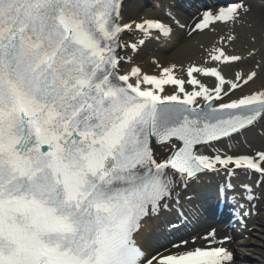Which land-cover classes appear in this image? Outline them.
<instances>
[{
	"label": "snow or ice",
	"instance_id": "obj_1",
	"mask_svg": "<svg viewBox=\"0 0 264 264\" xmlns=\"http://www.w3.org/2000/svg\"><path fill=\"white\" fill-rule=\"evenodd\" d=\"M250 11L235 0L204 11L192 31L235 24ZM125 30L160 39L173 27L157 18L124 23L122 0H0V264L233 260L212 243L214 232L207 247L182 241L183 251L163 254L135 237L181 183L221 168L264 175V151L210 156L197 148L264 119V90L211 103L257 73L227 80L219 66L193 64L185 80L172 64L158 75L139 66L119 74L117 49L145 44H121ZM209 59L229 67L243 58L215 47ZM194 74L214 77L215 87ZM165 86L175 92L163 94ZM153 137L171 145L165 158L156 157Z\"/></svg>",
	"mask_w": 264,
	"mask_h": 264
},
{
	"label": "bare ground",
	"instance_id": "obj_2",
	"mask_svg": "<svg viewBox=\"0 0 264 264\" xmlns=\"http://www.w3.org/2000/svg\"><path fill=\"white\" fill-rule=\"evenodd\" d=\"M221 0L218 3L211 4L207 1L205 6L203 2L197 1L195 4L193 0H182V2H175L177 6L184 8L181 11L182 16L176 17L174 3L168 0H151V3L148 7H143L141 0H122L123 2V22L131 23L133 21L139 22L142 18H157L161 19L165 23H169L173 27V32L170 37H161L160 39L155 38V33L152 37H144L143 33L137 31H128L121 35V44L125 42L134 43L138 42L139 39H145L144 45H138L136 51H133L131 48H118L117 51L122 57L120 63L118 64L119 74H125L130 71L132 66H139L142 72L150 75H158L160 67L170 66L172 64L176 65L175 73L178 78L184 79V72L188 66L192 65V60H195L200 64V59L206 60L209 58V54L213 49H206L202 44L205 38H218L223 32L229 35L231 31V24L217 22L211 25L209 28L202 30L192 31L195 27V23L199 22L202 18V13L204 11H216L222 7H227L235 0ZM243 2L250 6L251 11L248 12L249 17L256 16L259 10H261L262 0H243ZM191 5V6H190ZM179 21L180 24H183L184 27L181 29L175 22ZM240 24H247V22ZM247 26H249L247 24ZM240 27H244L241 25ZM221 33V34H217ZM229 37V36H228ZM221 38H225L221 37ZM220 38V39H221ZM208 40V39H207ZM219 47V46H218ZM171 50V51H170ZM254 49H246L239 52V54L232 53L234 55H239L243 59L240 61L242 67L233 69L232 73L224 72V68L221 70L222 75H224L227 80H234L236 73H240L245 79L247 75L251 72L249 71L248 61L251 60ZM203 62V61H201ZM217 66V64H215ZM214 63H206L205 66H215ZM201 66V67H202ZM221 66V65H219ZM185 67V68H184ZM263 67V68H262ZM260 67V71L257 73V76L252 79L251 83L245 85L242 81L240 87L236 90H232L227 97H222L221 101H214V105L219 102H228L231 99H237L243 95L250 94L254 91L264 90V75L261 72L264 71V66ZM184 69V70H183ZM196 75L197 79L201 80L205 86L211 88L215 87L216 81L215 78L203 76L200 74ZM187 76V74H186ZM185 76V77H186ZM202 77H205V81ZM135 78H132L130 82H134ZM187 80V78H186ZM187 90H191V86L185 84ZM227 91V87L225 89ZM175 92V88L172 86H165V91L163 94L169 95ZM199 103L203 105V101L199 100ZM260 118L254 123V125L248 126L246 129L242 130L241 133H233L231 138L225 139L224 143L221 142L217 146H207L200 145L197 146L198 151L206 155H215L221 151V155H252L255 156V153L261 151L259 144L260 135H264L263 129L259 124ZM259 124V125H258ZM261 128V129H260ZM262 132V133H261ZM242 137L245 142L239 141ZM240 144V145H239ZM155 155L158 159H163L169 154L171 145H155L153 146ZM211 148V149H210ZM216 151V152H211ZM240 171L239 173H237ZM245 169H235L233 168L231 174L225 169H220L215 172H208L201 174L198 178L193 179L191 182L185 184L181 183L177 188L175 193L168 200L167 208H162L158 212L151 214L146 218L141 226L139 235L135 237L137 243L141 247H146L149 252L155 254L156 251L160 253L165 252H175L177 250L183 251L184 246L181 243L182 241H187L190 247L202 246L207 247L209 239V233H215V238L212 240V243L215 246H226V241H228L229 236L233 233L229 225H227L225 220L216 221L214 217H203L205 212L202 207H211V210L215 211L217 203H214V207L211 206L213 201L218 200V186H220L223 181L225 185L229 186V194L234 193L235 205L238 208V213L241 218L247 217V204L248 201L255 198L254 191H256L255 180L253 179V171L248 170L245 173H241ZM248 173L251 175L248 176ZM251 197V198H250ZM226 200V199H225ZM174 206L179 207L182 210V213L173 209ZM199 206V207H196ZM195 207V209H193ZM215 214V213H214ZM199 217V218H198ZM183 220L181 225L175 228H171L174 225V222ZM262 232L255 241V245L250 247V254L253 256L249 264H264V207L260 216ZM190 224L191 226L186 227L184 230L185 236L179 238L175 241L168 239L167 243L161 241L157 242V236L159 234H166L177 232L179 234L180 228L183 224ZM170 227V229H169ZM182 235V234H181ZM154 241V242H153ZM238 245L235 246L241 248L242 239H237ZM170 243V244H169ZM176 246L175 248L173 246ZM238 264H244L239 262Z\"/></svg>",
	"mask_w": 264,
	"mask_h": 264
},
{
	"label": "rangeland",
	"instance_id": "obj_3",
	"mask_svg": "<svg viewBox=\"0 0 264 264\" xmlns=\"http://www.w3.org/2000/svg\"><path fill=\"white\" fill-rule=\"evenodd\" d=\"M168 1L174 3L173 5L176 11L174 16L181 17L182 9L180 8V6H177L178 3L175 4V2H178V0H168ZM141 2L143 7H148L151 3V0H141ZM255 13L258 14L253 18L249 17L248 13L247 15L242 16V18L239 21H237L235 24L231 26V31L229 35L223 32L222 34L217 33V34H221L218 36V38H213V39L212 37L205 38L202 42L205 50L214 49L215 47L219 46V47H224L228 54H232V53L239 54V52H241L242 50H246L247 48L251 50L254 49L255 52L253 53L252 58H250L251 60H249L248 64L245 65L252 68L249 70L250 72L255 71L256 73H258L260 71L259 68L264 66V1L263 0L261 4V10ZM241 22L243 23L247 22L249 26H247V24H240ZM241 25H243L244 27H240ZM224 36L225 38L220 39L221 37ZM228 36L234 37L235 38L234 41L229 42ZM194 63L197 62L195 60H192V65ZM200 63L201 64H195V65L204 66L206 65V63L209 64L213 62L209 58H206V60L200 59ZM219 67L220 70L224 68L223 69L224 72L226 70V73L229 74L232 73L233 69L236 68L242 67L243 69H246V67L242 65V62L236 63L234 66L225 67L221 65ZM183 72H184V79L186 80L185 77L186 73L185 71H182V73ZM261 74L264 75V71L261 72ZM202 78L204 79V81L206 80L205 77ZM211 79L212 77L209 78V80ZM251 81H249L247 85L251 83ZM259 124L260 127L263 129L264 119H260ZM240 135L242 136L244 134H240ZM240 138L241 139H239V141H241V143L246 141L242 137ZM260 138H261L259 140L260 143L257 145L260 147V149H262V151H264V135H260ZM224 141L225 139H222L219 142L212 143L210 146H217L221 142L224 143ZM220 154H222V152H220ZM260 176L262 178L261 181L257 183L256 198H254L252 201L249 200L250 202L246 209L248 223H245V225L244 224L241 225L242 222H240V225L237 224L236 228L239 233L236 234L235 239L229 238L227 242V249L233 254V260L228 262V264H238L239 262H242L244 264H249V261H251V259L253 258V256L250 254V247L255 245V241L257 240L258 236L261 234L263 229L261 226L260 216L264 207V175L260 174ZM162 236L163 234H159L156 240L157 241L162 240L163 238ZM236 237L242 239L241 242L242 244L240 246L241 248L235 246V244L238 245V241ZM143 249L148 251L146 247H144Z\"/></svg>",
	"mask_w": 264,
	"mask_h": 264
},
{
	"label": "water",
	"instance_id": "obj_4",
	"mask_svg": "<svg viewBox=\"0 0 264 264\" xmlns=\"http://www.w3.org/2000/svg\"><path fill=\"white\" fill-rule=\"evenodd\" d=\"M156 141V140H155ZM157 143V142H156Z\"/></svg>",
	"mask_w": 264,
	"mask_h": 264
}]
</instances>
